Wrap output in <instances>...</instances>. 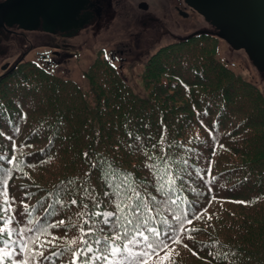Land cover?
<instances>
[{"label": "trees", "instance_id": "trees-1", "mask_svg": "<svg viewBox=\"0 0 264 264\" xmlns=\"http://www.w3.org/2000/svg\"><path fill=\"white\" fill-rule=\"evenodd\" d=\"M218 38L201 31L158 47L140 73L144 97L101 50L84 72L90 99L46 53L0 73L10 227L47 226L40 240L27 233L48 257L30 264H70L73 252L86 258L97 238L123 232L139 218L125 207L139 203L133 188L154 209L145 219L169 245L166 264H264V97L218 57ZM12 240L19 261L25 241Z\"/></svg>", "mask_w": 264, "mask_h": 264}, {"label": "rangeland", "instance_id": "rangeland-1", "mask_svg": "<svg viewBox=\"0 0 264 264\" xmlns=\"http://www.w3.org/2000/svg\"><path fill=\"white\" fill-rule=\"evenodd\" d=\"M110 14L88 22L69 35L43 29L21 30L22 33H6L0 37V73L9 68L18 58L33 60L37 54L46 53L53 63L54 72L62 78L73 80L90 99V88L85 79V69L96 53L112 59L120 75L140 97L146 95L140 73L147 58L160 46L174 42L196 32L216 33L215 28L202 16L195 15L181 21L175 29L167 25L162 13L149 5L142 25L134 19L133 11L119 0ZM13 30H19L13 27ZM218 57L238 76L251 81L264 97V69H258L243 49H235L218 38Z\"/></svg>", "mask_w": 264, "mask_h": 264}, {"label": "snow or ice", "instance_id": "snow-or-ice-1", "mask_svg": "<svg viewBox=\"0 0 264 264\" xmlns=\"http://www.w3.org/2000/svg\"><path fill=\"white\" fill-rule=\"evenodd\" d=\"M2 159V157H0ZM151 159V157L149 158ZM166 163V162H165ZM149 168H157L158 166L153 164L146 165ZM0 171H3L0 169ZM167 173V169L165 168ZM127 178V177H126ZM163 180L164 177H161ZM169 185L173 183L171 179L167 181ZM131 187V185H129ZM163 189V185L160 190ZM135 199L139 201L134 206L131 204L125 205L132 210L135 217L138 219H127V227L124 228L123 232L117 230L114 234L97 238L94 243L96 245H101V247L93 249L92 245L87 246L86 258L82 259V253L73 252L72 260L70 264H93L94 261H103L104 264H126L129 259L135 261V264H149V261L155 257L158 264H166L170 259V254L168 252L169 245H167L163 239L161 231L150 227L145 219L146 216H150L154 209L147 207L143 200L140 199L139 192H135ZM0 196L4 199L0 203V242L4 243L3 247H0V264H3L5 259H8L11 264H30V261L35 260L37 256L44 257V253L33 251L29 247V243H35V241H30L27 237V233L36 232L39 235L36 236V240H40V235H43L47 231V226L36 228V227H25L20 228L10 227L15 220V217L11 215L13 200L9 199L8 193V181L7 179L0 181ZM129 199H132L129 197ZM154 199V198H153ZM171 204H175L176 200L169 201ZM73 204L76 201H72ZM123 203V201H121ZM143 206L144 211H141ZM117 209L123 211L124 209L120 204L116 205ZM27 206H25V213H27ZM96 215H103L106 217H111L113 214L111 212L107 213H96ZM199 219V217H197ZM38 223V222H37ZM63 224V221L59 222ZM56 227V225H52ZM131 229V231H129ZM103 231V229H101ZM16 235L23 239L25 242L19 245L21 255L23 259L16 261L13 260V252L10 250V244H15L16 242L12 240V236ZM117 241H123L122 244H117ZM179 243L178 240L174 241ZM46 243H51V241H40L36 245L37 248H43ZM161 252L164 253L161 256ZM51 255L57 256L58 254L53 252ZM48 259V257H44Z\"/></svg>", "mask_w": 264, "mask_h": 264}, {"label": "water", "instance_id": "water-1", "mask_svg": "<svg viewBox=\"0 0 264 264\" xmlns=\"http://www.w3.org/2000/svg\"><path fill=\"white\" fill-rule=\"evenodd\" d=\"M235 49H243L253 64L264 69V0H184ZM74 0H4L2 22L31 28L40 18L45 31H62ZM33 28V27H32Z\"/></svg>", "mask_w": 264, "mask_h": 264}, {"label": "flooded vegetation", "instance_id": "flooded-vegetation-1", "mask_svg": "<svg viewBox=\"0 0 264 264\" xmlns=\"http://www.w3.org/2000/svg\"><path fill=\"white\" fill-rule=\"evenodd\" d=\"M4 0H0V3ZM130 10L133 11L134 19L144 25L147 20H154L152 17L144 16L148 13L149 5L157 8L164 18L167 29H175L181 24V21L188 19L191 16L200 15L195 9L189 6L184 0H123ZM119 0H74L72 8L67 13L65 21L62 23V27H65L62 31L54 29L53 31L60 33L61 35H69L75 32L78 28L84 24L94 21L96 19L110 14L111 7L119 4ZM148 10V11H147ZM202 16V15H200ZM203 17V16H202ZM17 28L19 30H13ZM33 27V28H32ZM42 29L40 18L37 23L34 21L31 28H24L17 24H9L2 22L0 25V37H3L6 33H22L21 30ZM51 31V32H53ZM111 59H118L114 52L110 53ZM47 55V54H46ZM48 57V56H47ZM49 60V58H48ZM50 61V60H49ZM51 62V61H50ZM52 63V62H51Z\"/></svg>", "mask_w": 264, "mask_h": 264}]
</instances>
